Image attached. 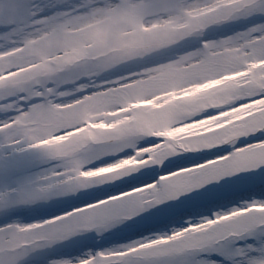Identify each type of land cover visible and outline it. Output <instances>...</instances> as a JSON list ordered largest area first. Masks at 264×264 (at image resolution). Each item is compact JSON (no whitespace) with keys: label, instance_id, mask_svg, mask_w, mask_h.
Segmentation results:
<instances>
[{"label":"snow or ice","instance_id":"1","mask_svg":"<svg viewBox=\"0 0 264 264\" xmlns=\"http://www.w3.org/2000/svg\"><path fill=\"white\" fill-rule=\"evenodd\" d=\"M46 7L53 10L45 12ZM195 7L218 13L197 46H191L192 36H183L143 62L109 63L100 57H86L69 63L50 79H41L31 66L77 21L101 13L134 17L145 10L166 19V14L179 10L190 13L192 8L181 0H45L43 4L0 0V169L19 166L25 151L42 154L52 162L27 185L0 192V202L47 200L136 181L39 222L0 226V264H28L29 253L79 233H104L125 221L135 227V221L149 209L161 214L154 217L159 220L171 211L167 204L200 207L216 197L213 189L241 177L250 186L258 184L260 194L253 193L227 209L209 210L207 215H189L164 231L87 250L76 258L53 259L48 264H264V112L250 118L253 126L237 142L175 150L165 153L159 164L125 171L102 182H80L77 177L78 171L87 173L108 164L94 163L104 156H112L110 163H114L164 140L165 136L158 134L135 144L141 122L160 114L140 108L123 111L134 102L126 98L131 90L141 94V100L151 102L149 97L156 93L147 91L150 85L145 78L156 65L179 60L213 66L217 61L233 63L242 57L238 67L226 69L228 72L264 61V23L223 38H204L211 26L240 17L264 16V0H196ZM262 74L264 68L250 71L248 83L241 89L245 94L236 104L201 112L183 123L264 100ZM117 112L119 115L110 114ZM69 138L74 143L67 150L50 147ZM61 160H69L71 166L59 163ZM193 169L199 170L195 177L187 174ZM153 172L158 174L138 178V174Z\"/></svg>","mask_w":264,"mask_h":264},{"label":"clouds","instance_id":"2","mask_svg":"<svg viewBox=\"0 0 264 264\" xmlns=\"http://www.w3.org/2000/svg\"><path fill=\"white\" fill-rule=\"evenodd\" d=\"M181 2L191 7L192 11L189 13L179 10L169 13L166 14V19L163 16L153 14L150 10H145L142 14L134 17L124 14L101 13L77 21L67 31L59 34L58 43H53L40 54L41 58L38 63L31 66L34 70L33 74L38 75L41 79H50L59 74V71L69 63L75 64L86 57H100L109 63H139L164 51L183 36L199 38L204 34L207 25L212 22L213 15L218 13L215 10L212 12L199 10L195 7L196 0H181ZM240 59L242 57H238L233 63L217 61L213 66L198 61L184 63L179 60H169L164 65L158 64L145 78L150 85L147 91L156 93L149 98L164 96L165 99H170L166 95L167 93L175 92L179 96L185 90L207 85L214 80H222L225 75L231 73L244 71L226 72V69L238 67ZM246 77L243 76L234 81L226 80L216 87H204L195 96H180L179 99L171 100L170 103L159 108L154 106L140 108L160 115L157 118L141 122L142 131L136 138L135 144H140L145 139L157 136L162 130L183 127L186 124L183 121L190 120L201 112L219 109L228 104H236L245 94L241 89L248 83ZM261 78L264 79V74ZM126 98L131 102L132 100L139 101L143 96L137 94L135 90H131ZM160 103L161 101L158 100L157 104ZM237 106L240 107L242 104ZM251 117L235 121L228 128L219 130L207 137L195 139H203L212 144L237 142L253 126ZM104 118L110 119V117ZM191 142V139L164 137L161 143L150 146L154 149L153 151L145 152V148H139L135 156H130L136 158L139 166L125 169L119 174H111L110 178L114 179L125 171H135L146 165L159 164L162 162L165 153L183 149V145ZM73 143L74 141L69 138L67 141L50 147L53 150H67ZM59 163L71 166L69 160H61ZM82 166L87 167V164ZM187 174L195 177L199 174V170H188ZM77 177L80 182L90 180L102 182L106 179L105 177L83 178L80 177L79 171Z\"/></svg>","mask_w":264,"mask_h":264},{"label":"rangeland","instance_id":"3","mask_svg":"<svg viewBox=\"0 0 264 264\" xmlns=\"http://www.w3.org/2000/svg\"><path fill=\"white\" fill-rule=\"evenodd\" d=\"M34 2L43 4L45 3V0H34ZM259 17H263L260 23H264V16L254 15L251 17H240L220 25L211 26L209 29H207L204 38L209 39L210 35L214 34L216 32V28L218 29V27L226 28L232 25L251 21ZM197 40H200V38H193L191 43ZM263 62L264 61L255 62L244 71L231 73L225 76H231L230 81L238 80L240 77L249 75L252 69L260 68L259 66ZM223 82V80H214L209 82L207 85H200L194 89L185 90L184 92L180 93L179 96L175 92L167 93L166 95L170 97V99H165L164 96H156L151 99V102L139 100L134 101L133 105H135L134 108L139 106H141V108L146 106H154L159 108L164 104L170 103L171 100L179 99L180 96H195L204 87H216ZM158 100L161 101L160 104H157ZM261 112H264V100L256 101L252 104L242 105L236 108H231L226 111L217 112L215 115L209 116L205 119L194 120L191 123H186L183 127L179 128H168L166 130H162L158 134L164 135L170 139H176L177 137L181 138L182 140L191 139V143L183 145V149L185 150L191 149L193 147H208L212 146V143L208 141H203L202 143L198 144L193 142L196 141L195 138L207 137L210 134L218 132L219 130L228 128L235 121L245 120L246 118ZM110 114L119 115L118 112ZM0 118H3V114H0ZM105 127L108 126L105 125ZM60 142L62 141H58V143ZM153 150L154 149L150 147L144 149L145 152H150ZM112 160V156H104L102 161L98 160L94 163L96 165H99L101 162L108 164L102 168L90 169L87 173L82 171L79 173V175L80 177L84 175L87 179L105 177V180H108L111 179V174H119L125 169L139 166V163L135 157H129L124 160H117L114 163H110ZM51 163L52 162H50L42 154L36 153L34 151H25L21 156V163L19 166L12 169H0V192H5L12 188H18L21 185H27L30 181L44 173L51 166ZM157 174L158 172H153L142 176L138 174V178L148 179L150 176ZM135 182L136 181L125 180L118 182L117 184H108L102 187L92 188L87 191H80L76 194L53 196L47 200H37L34 202H0V226L8 223L39 222L40 220L46 219L52 215H58L63 211L70 210L73 208H68L70 205H74L79 202H81L80 204L82 205L85 202L97 199L101 192L102 193L100 195L111 188L118 189L121 186ZM212 191L217 194L216 197L214 199L208 200L204 205L197 208H189L184 210L186 208L183 205L167 204L168 209L171 211H169L166 215H163L162 219H154V217H157L161 214L153 212L151 209H149L146 210V214H141L142 218L140 220L135 221V227H133V225L128 221H125L124 223L116 225L104 233H97L95 231L79 233L73 237H69L66 241H61L50 247L36 249L34 252L29 253L28 264H34V260H38L43 264H48V262L53 259L76 258L87 250H93L89 244H98L101 246L100 248H102L110 247L116 244L127 243L128 241L138 239L141 236H147L150 233L160 232L173 226H178L183 220L187 219L189 215H207L209 214V210L214 211L218 208L227 209L233 205H239L242 201L249 199L253 193L260 194L261 189L259 187L254 188L250 186L245 178L241 177V179L238 180H229L227 184H222L219 188L213 189ZM15 210H25L29 217L19 216L10 218L11 214ZM4 219H7V221L2 222Z\"/></svg>","mask_w":264,"mask_h":264},{"label":"bare ground","instance_id":"4","mask_svg":"<svg viewBox=\"0 0 264 264\" xmlns=\"http://www.w3.org/2000/svg\"><path fill=\"white\" fill-rule=\"evenodd\" d=\"M225 207V206H224ZM228 207V206H227Z\"/></svg>","mask_w":264,"mask_h":264}]
</instances>
